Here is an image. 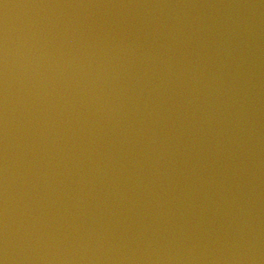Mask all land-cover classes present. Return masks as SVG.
I'll use <instances>...</instances> for the list:
<instances>
[{
	"label": "water",
	"instance_id": "obj_1",
	"mask_svg": "<svg viewBox=\"0 0 264 264\" xmlns=\"http://www.w3.org/2000/svg\"><path fill=\"white\" fill-rule=\"evenodd\" d=\"M0 264H264V0H0Z\"/></svg>",
	"mask_w": 264,
	"mask_h": 264
}]
</instances>
